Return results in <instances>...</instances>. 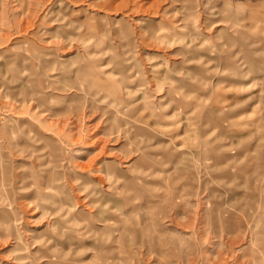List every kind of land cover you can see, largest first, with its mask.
I'll use <instances>...</instances> for the list:
<instances>
[{
    "label": "rangeland",
    "instance_id": "1",
    "mask_svg": "<svg viewBox=\"0 0 264 264\" xmlns=\"http://www.w3.org/2000/svg\"><path fill=\"white\" fill-rule=\"evenodd\" d=\"M0 264H264V0H0Z\"/></svg>",
    "mask_w": 264,
    "mask_h": 264
}]
</instances>
